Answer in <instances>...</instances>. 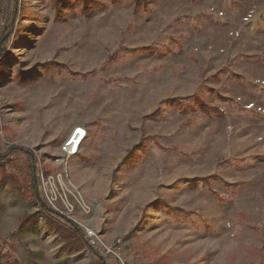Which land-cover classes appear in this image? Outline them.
<instances>
[{
    "label": "rangeland",
    "instance_id": "374dc122",
    "mask_svg": "<svg viewBox=\"0 0 264 264\" xmlns=\"http://www.w3.org/2000/svg\"><path fill=\"white\" fill-rule=\"evenodd\" d=\"M132 1L0 0V154L54 171L84 124L71 178L130 264H264V0ZM40 201L0 185V264H99Z\"/></svg>",
    "mask_w": 264,
    "mask_h": 264
},
{
    "label": "built area",
    "instance_id": "2783aa9c",
    "mask_svg": "<svg viewBox=\"0 0 264 264\" xmlns=\"http://www.w3.org/2000/svg\"><path fill=\"white\" fill-rule=\"evenodd\" d=\"M87 136V127L84 124L76 125L61 144V154L56 158L55 170L49 174L40 170L41 197L57 214L83 228L89 247L95 248L105 257H111L115 264H130L122 253L123 241L120 238L108 241L92 223L93 205L85 199L71 178L69 160L78 154Z\"/></svg>",
    "mask_w": 264,
    "mask_h": 264
},
{
    "label": "trees",
    "instance_id": "16d2710c",
    "mask_svg": "<svg viewBox=\"0 0 264 264\" xmlns=\"http://www.w3.org/2000/svg\"><path fill=\"white\" fill-rule=\"evenodd\" d=\"M140 0H134L132 1L133 6L137 8V6L140 5ZM149 46L146 47H142L141 49L143 50H148ZM125 48L124 46H120L118 47L109 57V59L111 61H115L118 56H119V51L121 49ZM217 76V75H216ZM196 93H193L192 95L195 96L194 98V103L197 107L198 110H200L201 112L204 113H210V112H214L217 114H224V110L222 108H219L217 106H214L210 103L205 102L202 97L200 96H196ZM177 104L179 106H185V100L184 99H180L178 98ZM159 108L157 107L154 111H152L150 113V115H156L158 112ZM141 144V143H140ZM139 145V143L137 144V146ZM137 147H133L128 149L124 160L127 162L128 159H130L131 157H133V154L135 152V149ZM17 149V148H16ZM10 151H12V148H10L7 152L6 155L0 154V185H4L5 182L9 181L11 183V189L14 192H17L19 196H25L26 194H33L36 198H39V200H41L39 203H41V212H45L47 214V218L49 219L50 217H54L55 219L50 220L51 223L55 224V228L58 231V234L60 235V237L64 240V244H65V249L68 252H72L73 250H75L77 252V256H82L83 253L87 250L91 255L94 256L92 249L88 246L85 238H84V231L83 228L76 225L75 223H73L72 221H70L69 219L57 214L55 211H53L49 205H47L44 200L41 197V193H40V181H39V173L40 170L42 169L45 174H49L53 171V169L50 168H46L43 167L39 164V161H37L36 158L33 157L32 155V159L28 160L25 165L27 167V169H29V172L26 171V174L24 175L23 178H21L19 176V174H17L15 171H9V167H14L13 163H9V161H7L6 156L7 153ZM206 179H204L205 181ZM205 186H209L208 185V180L205 181ZM210 191L212 193H215V191L210 188ZM165 207L172 209V211H174V214L172 217H174L175 219H182L185 221H188L191 216L194 214L193 211L191 210H181L180 207L177 206H169L165 204ZM2 244V242H1ZM1 250V247H0ZM0 257L1 258H5L7 257L6 252L3 253L1 250L0 253ZM106 258L105 259V263H103L102 259H98L99 264H106ZM92 264V263H91Z\"/></svg>",
    "mask_w": 264,
    "mask_h": 264
},
{
    "label": "crops",
    "instance_id": "0c3cea01",
    "mask_svg": "<svg viewBox=\"0 0 264 264\" xmlns=\"http://www.w3.org/2000/svg\"><path fill=\"white\" fill-rule=\"evenodd\" d=\"M86 126V125H85ZM87 127V126H86ZM87 129H88V127H87ZM88 132H89V129H88ZM87 139V138H86ZM85 143V142H84ZM93 254H94V257L98 260V259H101L100 257H98L94 252H93ZM93 256V255H92ZM110 260H112V262H113V264H115V261H114V259H112L111 257H107L106 258V264H112V262L110 263Z\"/></svg>",
    "mask_w": 264,
    "mask_h": 264
},
{
    "label": "water",
    "instance_id": "95a60500",
    "mask_svg": "<svg viewBox=\"0 0 264 264\" xmlns=\"http://www.w3.org/2000/svg\"><path fill=\"white\" fill-rule=\"evenodd\" d=\"M92 249V251L97 255L99 256L102 260H103V263H105V259L104 257L93 247H90Z\"/></svg>",
    "mask_w": 264,
    "mask_h": 264
},
{
    "label": "bare ground",
    "instance_id": "6f19581e",
    "mask_svg": "<svg viewBox=\"0 0 264 264\" xmlns=\"http://www.w3.org/2000/svg\"><path fill=\"white\" fill-rule=\"evenodd\" d=\"M45 90V89H44ZM45 93V92H44ZM102 255V254H101ZM103 256V255H102ZM104 257V256H103Z\"/></svg>",
    "mask_w": 264,
    "mask_h": 264
}]
</instances>
